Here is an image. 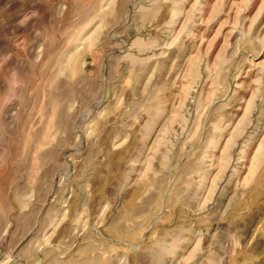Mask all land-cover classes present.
<instances>
[{"label": "rangeland", "instance_id": "obj_1", "mask_svg": "<svg viewBox=\"0 0 264 264\" xmlns=\"http://www.w3.org/2000/svg\"><path fill=\"white\" fill-rule=\"evenodd\" d=\"M0 264H264V0H0Z\"/></svg>", "mask_w": 264, "mask_h": 264}]
</instances>
